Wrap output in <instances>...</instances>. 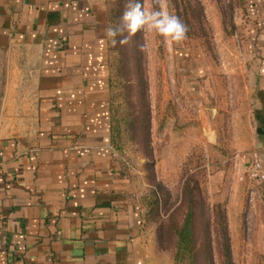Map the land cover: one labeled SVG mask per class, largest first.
Instances as JSON below:
<instances>
[{"label":"rangeland","instance_id":"1","mask_svg":"<svg viewBox=\"0 0 264 264\" xmlns=\"http://www.w3.org/2000/svg\"><path fill=\"white\" fill-rule=\"evenodd\" d=\"M105 1L108 27H115L128 0ZM137 2L155 7L153 0ZM166 5L188 27L183 42L169 45L155 32H138L126 46L109 40L117 168L143 210L151 262L226 264L224 213L233 264H264V178L251 170L264 79V0ZM187 181L199 190V251L176 259L190 207Z\"/></svg>","mask_w":264,"mask_h":264},{"label":"crops","instance_id":"2","mask_svg":"<svg viewBox=\"0 0 264 264\" xmlns=\"http://www.w3.org/2000/svg\"><path fill=\"white\" fill-rule=\"evenodd\" d=\"M105 0H0V264H152L113 145ZM254 140L264 167V79Z\"/></svg>","mask_w":264,"mask_h":264},{"label":"clouds","instance_id":"3","mask_svg":"<svg viewBox=\"0 0 264 264\" xmlns=\"http://www.w3.org/2000/svg\"><path fill=\"white\" fill-rule=\"evenodd\" d=\"M153 3L155 7L148 9L137 0H128L120 23L105 29V36L113 46L117 43L121 46L128 45L138 32H155L169 45L179 44L187 38V25L168 11L166 0H153ZM125 32L127 35H124ZM118 36L123 38L117 41ZM138 47L142 49L144 45L140 44Z\"/></svg>","mask_w":264,"mask_h":264},{"label":"trees","instance_id":"4","mask_svg":"<svg viewBox=\"0 0 264 264\" xmlns=\"http://www.w3.org/2000/svg\"><path fill=\"white\" fill-rule=\"evenodd\" d=\"M185 192L190 193V207L185 217L182 227L178 231V244H177V256L181 254H188L189 256H197L199 251V238L195 230V215H196V198L198 197L199 190H192L189 181L185 182ZM220 207V206H219ZM223 216L224 224V236L222 240V247L224 256L226 258V264H233L230 248V238L227 231V221L225 214ZM209 257V255H208ZM207 263L211 264L208 260Z\"/></svg>","mask_w":264,"mask_h":264},{"label":"built area","instance_id":"5","mask_svg":"<svg viewBox=\"0 0 264 264\" xmlns=\"http://www.w3.org/2000/svg\"><path fill=\"white\" fill-rule=\"evenodd\" d=\"M252 173L260 178H264V167L259 157L255 154L251 164Z\"/></svg>","mask_w":264,"mask_h":264}]
</instances>
